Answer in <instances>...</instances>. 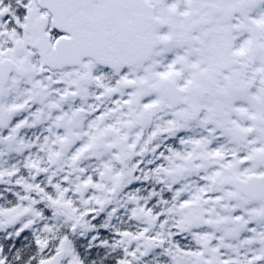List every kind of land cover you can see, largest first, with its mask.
I'll use <instances>...</instances> for the list:
<instances>
[{
  "label": "snow or ice",
  "instance_id": "6c2138e0",
  "mask_svg": "<svg viewBox=\"0 0 264 264\" xmlns=\"http://www.w3.org/2000/svg\"><path fill=\"white\" fill-rule=\"evenodd\" d=\"M0 264H264V0H0Z\"/></svg>",
  "mask_w": 264,
  "mask_h": 264
}]
</instances>
